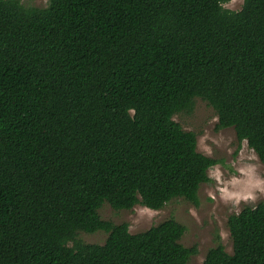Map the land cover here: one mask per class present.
Returning a JSON list of instances; mask_svg holds the SVG:
<instances>
[{"label": "trees", "instance_id": "16d2710c", "mask_svg": "<svg viewBox=\"0 0 264 264\" xmlns=\"http://www.w3.org/2000/svg\"><path fill=\"white\" fill-rule=\"evenodd\" d=\"M0 0V264H188L170 218L132 234L101 219L199 204L219 162L174 120L214 109L264 165V0ZM202 264H264V201L228 218ZM105 232L103 244L79 233ZM70 244H73L70 246Z\"/></svg>", "mask_w": 264, "mask_h": 264}, {"label": "rangeland", "instance_id": "374dc122", "mask_svg": "<svg viewBox=\"0 0 264 264\" xmlns=\"http://www.w3.org/2000/svg\"><path fill=\"white\" fill-rule=\"evenodd\" d=\"M19 1L27 7L44 8L49 0ZM224 7L240 11L243 0H237L235 4L231 1ZM174 120L184 130L197 135L200 153L219 162L209 171L212 182L200 187L199 204L178 198L159 211L143 206H136L130 211H116L105 203L99 214L102 220L116 225L127 223L132 234L144 232L173 218L186 227L181 243L185 247H198V255L188 264H202L219 237L227 252L232 253L228 218L238 214L245 206H255L264 201V165L246 141L239 148L233 128L217 129L216 112L202 100H196L192 112L178 114ZM79 238L87 244H103L107 234L102 231L93 234L80 232Z\"/></svg>", "mask_w": 264, "mask_h": 264}, {"label": "clouds", "instance_id": "9594fccd", "mask_svg": "<svg viewBox=\"0 0 264 264\" xmlns=\"http://www.w3.org/2000/svg\"><path fill=\"white\" fill-rule=\"evenodd\" d=\"M237 2V0H232V3L235 4Z\"/></svg>", "mask_w": 264, "mask_h": 264}]
</instances>
